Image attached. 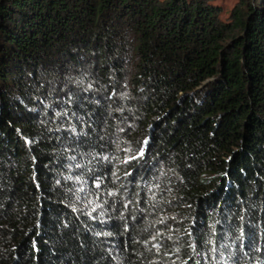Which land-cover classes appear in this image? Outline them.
Instances as JSON below:
<instances>
[{
  "label": "trees",
  "instance_id": "obj_1",
  "mask_svg": "<svg viewBox=\"0 0 264 264\" xmlns=\"http://www.w3.org/2000/svg\"><path fill=\"white\" fill-rule=\"evenodd\" d=\"M0 0V264H264V0Z\"/></svg>",
  "mask_w": 264,
  "mask_h": 264
},
{
  "label": "rangeland",
  "instance_id": "obj_2",
  "mask_svg": "<svg viewBox=\"0 0 264 264\" xmlns=\"http://www.w3.org/2000/svg\"><path fill=\"white\" fill-rule=\"evenodd\" d=\"M238 0H211V3L218 5L221 8V13L219 14L220 19H229L230 11L233 9Z\"/></svg>",
  "mask_w": 264,
  "mask_h": 264
}]
</instances>
